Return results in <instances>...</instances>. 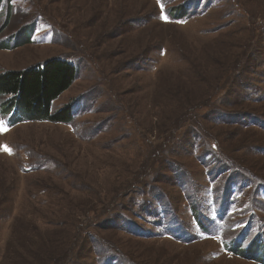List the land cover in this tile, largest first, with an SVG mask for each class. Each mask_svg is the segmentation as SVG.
Here are the masks:
<instances>
[{
    "label": "rangeland",
    "instance_id": "1",
    "mask_svg": "<svg viewBox=\"0 0 264 264\" xmlns=\"http://www.w3.org/2000/svg\"><path fill=\"white\" fill-rule=\"evenodd\" d=\"M55 57L69 122L0 111V264H264V0H0V74Z\"/></svg>",
    "mask_w": 264,
    "mask_h": 264
},
{
    "label": "trees",
    "instance_id": "2",
    "mask_svg": "<svg viewBox=\"0 0 264 264\" xmlns=\"http://www.w3.org/2000/svg\"><path fill=\"white\" fill-rule=\"evenodd\" d=\"M77 72L76 66L55 57L23 70H10L1 73L0 97L7 96L8 98L0 104V111L10 113L12 121L33 119L69 122L72 119L70 105L54 112H51V106L53 101L72 85L77 77ZM238 243L240 245L241 240ZM251 245L250 242L241 252L245 254L250 248L253 249ZM262 257H264V251Z\"/></svg>",
    "mask_w": 264,
    "mask_h": 264
},
{
    "label": "snow or ice",
    "instance_id": "3",
    "mask_svg": "<svg viewBox=\"0 0 264 264\" xmlns=\"http://www.w3.org/2000/svg\"><path fill=\"white\" fill-rule=\"evenodd\" d=\"M165 20H167V17H163ZM6 127L4 126V121L3 120H0V131H6ZM4 150L5 151H11L10 149H8L6 146L4 147Z\"/></svg>",
    "mask_w": 264,
    "mask_h": 264
}]
</instances>
